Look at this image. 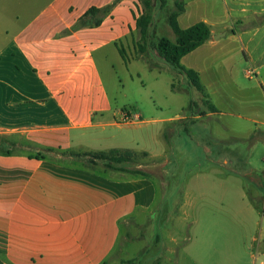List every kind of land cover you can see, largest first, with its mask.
<instances>
[{
  "label": "crops",
  "instance_id": "1",
  "mask_svg": "<svg viewBox=\"0 0 264 264\" xmlns=\"http://www.w3.org/2000/svg\"><path fill=\"white\" fill-rule=\"evenodd\" d=\"M114 1L0 0V136L3 146H12L11 151L0 147V264H104L117 245L122 221L156 214L158 187L152 176L112 177L30 157L46 149H143L135 134H100L145 122L137 109H118L100 65L102 59L115 70L116 64L137 60L136 19L143 11L139 0H120L99 16L98 25L75 27L91 8L102 9ZM180 1L185 4L178 17L182 28L204 21L211 30V38L185 55L181 64L195 70L202 82L204 75L219 74L217 68L231 72L225 68L235 52L246 76L255 80L246 90L264 98V0ZM202 3L211 15L194 20L192 8ZM155 23L154 37H168L170 30L167 35L154 33ZM212 105L214 113L226 114ZM241 106L227 114L264 126V118L249 114L261 104L247 101ZM121 112L128 121L120 122ZM97 139L112 143L95 147ZM247 208L259 227L252 241L264 264V196L254 195ZM231 247L217 252L216 260L174 262L251 264L250 259H256L245 255L240 245Z\"/></svg>",
  "mask_w": 264,
  "mask_h": 264
},
{
  "label": "rangeland",
  "instance_id": "2",
  "mask_svg": "<svg viewBox=\"0 0 264 264\" xmlns=\"http://www.w3.org/2000/svg\"><path fill=\"white\" fill-rule=\"evenodd\" d=\"M169 1L165 9L161 10L159 4L155 8L154 33L164 35L170 30L168 37L175 41L174 32L165 22L175 2L180 0ZM209 14L210 9L203 3L196 4L191 11L194 20ZM156 58L155 68L137 59L122 66L115 63V70L100 59L110 96L118 109H137L145 121L100 132L111 136L121 130L123 137L135 134L141 138L143 149L133 150L135 155L123 163L131 172L111 169L106 161H92L81 151L64 157L57 152L48 156L74 166H91L112 177L139 171L154 178L159 198L156 214H140L122 221L120 237L106 264H176L177 259L189 258L216 260V253L231 249L232 243L240 245L245 255L256 256L250 259L251 264L254 260L260 264L257 243L252 241L259 227L247 207L254 195L264 196V126L227 114L243 107L242 102L253 101L261 106L251 107L249 114L264 118L263 96L246 90L255 80L246 76L240 55L235 52L225 68H231V72L217 68L219 74L202 76V83L212 94L209 102L226 112L217 114L196 88L187 85L184 77H176L172 66ZM173 82L180 91H173ZM169 118L175 119L150 120ZM105 143L97 139L94 145L105 147L112 142ZM6 150L11 151L12 146L7 144L1 151ZM164 197L167 202L160 203ZM262 202L259 199L260 205Z\"/></svg>",
  "mask_w": 264,
  "mask_h": 264
},
{
  "label": "trees",
  "instance_id": "3",
  "mask_svg": "<svg viewBox=\"0 0 264 264\" xmlns=\"http://www.w3.org/2000/svg\"><path fill=\"white\" fill-rule=\"evenodd\" d=\"M120 0H115L112 4L107 5L102 9L91 8L88 12L96 15L95 17L89 18L88 14L84 16L83 19H80L78 23L75 25L76 28H81L86 25H98L100 23L99 16L101 14H107L110 12L111 8L117 4ZM142 4V13L137 17V41H136V51H137V59H142L146 61L151 68H155L157 63L155 62L156 57L161 58L166 64L172 66L175 72V76H181L186 79L187 85L190 87L196 88L203 97L206 103H209V94L206 91V87L200 80L198 73L190 68H187L181 64L182 58L204 44L211 38V30L207 23L204 21H199L194 25L188 28H182L178 22L179 15L185 11V4L181 1L175 2V8L169 11L166 20L168 25L171 27L174 32L176 39L175 41L171 40L167 36H159L154 37L152 34V25L155 20V8L159 4V8L161 10L165 9L169 0H140ZM120 51L124 57H126L125 50L120 47ZM156 53L157 56H154ZM172 89L175 92L180 91V87L173 82ZM193 102H190V106ZM213 111H216L214 105H210ZM1 137V136H0ZM3 141H0V147ZM46 153H39L30 155V157H36L38 159H48L54 161L49 154L52 155L57 152L60 156L65 154H71L73 151L66 150H52L46 149L44 150ZM86 156L89 157L92 161H106L107 167L119 170V171H128L127 168L123 165V163L127 162L129 158L135 155V151L130 149H119V148H111L108 150L95 151V152H83ZM71 165V164H68ZM74 166V165H72ZM82 169H87L92 172L98 173L91 166H75ZM134 175L138 176H146L141 174L139 171H133ZM139 173L141 175H139ZM100 174V173H98ZM103 175V174H100ZM106 264V262L104 263Z\"/></svg>",
  "mask_w": 264,
  "mask_h": 264
},
{
  "label": "built area",
  "instance_id": "4",
  "mask_svg": "<svg viewBox=\"0 0 264 264\" xmlns=\"http://www.w3.org/2000/svg\"><path fill=\"white\" fill-rule=\"evenodd\" d=\"M121 114H122V121H128L129 120V116L126 114V112H121Z\"/></svg>",
  "mask_w": 264,
  "mask_h": 264
},
{
  "label": "water",
  "instance_id": "5",
  "mask_svg": "<svg viewBox=\"0 0 264 264\" xmlns=\"http://www.w3.org/2000/svg\"><path fill=\"white\" fill-rule=\"evenodd\" d=\"M225 35V33H223V34H218V35H216L215 37L216 38H220V37H222V36H224Z\"/></svg>",
  "mask_w": 264,
  "mask_h": 264
}]
</instances>
